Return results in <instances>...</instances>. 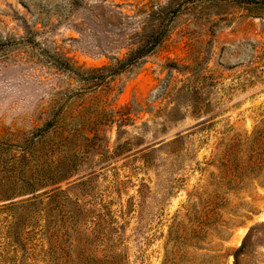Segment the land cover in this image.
<instances>
[{
  "label": "rangeland",
  "instance_id": "rangeland-1",
  "mask_svg": "<svg viewBox=\"0 0 264 264\" xmlns=\"http://www.w3.org/2000/svg\"><path fill=\"white\" fill-rule=\"evenodd\" d=\"M263 222L264 0H0V264H232Z\"/></svg>",
  "mask_w": 264,
  "mask_h": 264
},
{
  "label": "trees",
  "instance_id": "trees-1",
  "mask_svg": "<svg viewBox=\"0 0 264 264\" xmlns=\"http://www.w3.org/2000/svg\"><path fill=\"white\" fill-rule=\"evenodd\" d=\"M164 28L157 32L154 36H152L151 40L147 41V44L143 48L139 50L137 54H134L130 56L128 59H126V62L132 63L134 60L142 56L144 53L151 51L163 38L164 35ZM119 66L115 68H110L108 66L102 67V69H109V72H115L119 70L121 66H123L122 62L119 60ZM102 80L104 78V74L102 73ZM96 78L95 76H92L91 78ZM264 232V222L260 223L256 226L251 227L245 237L243 238L240 246L236 249V251L233 253V263L232 264H245V262L242 261V257L247 254L250 251V247L253 244V239L255 236L263 235ZM261 233V234H259Z\"/></svg>",
  "mask_w": 264,
  "mask_h": 264
}]
</instances>
